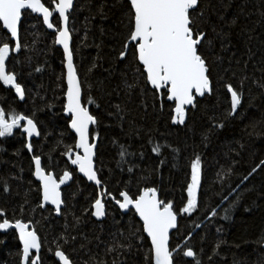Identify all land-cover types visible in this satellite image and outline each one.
<instances>
[{
    "label": "snow or ice",
    "instance_id": "1",
    "mask_svg": "<svg viewBox=\"0 0 264 264\" xmlns=\"http://www.w3.org/2000/svg\"><path fill=\"white\" fill-rule=\"evenodd\" d=\"M88 8L90 15L85 18V39L91 31L88 25L99 18L101 37L110 35L115 41L112 48L115 63L108 62V66L104 67L101 61L105 58L98 51L97 57L87 69V74L93 77L101 69L105 73L89 83V91L95 89L101 92L100 99L103 96L124 97L115 104L109 100L107 111L94 97H90L88 103L94 104L97 112L90 111L82 103L84 82L74 63L73 28L70 27V19L74 18L73 13L77 11L75 0H51L47 4L45 0H0V85L14 91L20 101H24L28 94L27 86L20 82L23 61L18 59L27 48L22 38L23 19L35 15L47 29L52 30L53 45H59L63 50L62 65L66 72L57 79L66 80V102L62 105V112L66 128L74 133V144L67 146L60 155L67 157V163L75 166L72 170L65 168L57 176L51 170L56 166L51 158L45 160L43 152L36 150L33 138L42 136V122L35 111L27 114L0 107V138L13 137L18 131L23 140L22 149L30 154L29 172L38 182L36 191L40 197L37 208L64 218L62 231L46 248L51 256V264H109L107 259L93 251L94 248L100 249L101 245H104V257L113 256L111 264H128L127 257L134 250L140 255V249L144 247L143 243L137 241L145 239L150 240V245L143 253V264H181V261L183 264H205V256L208 264H214L217 258L222 264H229L227 257L222 256L220 251L222 246H229L221 236L222 226L216 227L220 238L205 252L206 236H201V243L197 248L192 243L193 231L180 234L178 216L186 214L190 218L202 206L199 194L202 187L203 156L198 150L201 146L206 148L211 138L231 121H243L249 109H255L259 116L252 117L245 125L246 135L252 137L255 134L259 137L264 134L256 132L258 127L264 128V108L256 103L257 100H264V0H89ZM114 10L120 13L114 22L115 31L103 26V21L108 20ZM236 40L241 47H237ZM35 43L34 39L33 44ZM102 43L103 41L95 45L98 50ZM17 65L21 69L19 72L16 70ZM218 66L222 67V71L214 75ZM43 71L42 67L30 64L28 75ZM217 85L219 89L226 91L228 106L221 115L207 117V124L200 132V144L193 146L192 156L188 161L190 179L186 182V203L182 207L176 209L173 201L161 199V189L148 186L147 183L143 187L137 183L135 192L131 188L132 181H113L116 186L109 187V181L100 174V169L96 166L100 134L98 131L94 134V129L90 127L98 128L102 124L99 113L103 112L106 118L115 120L122 131L127 122L130 129L128 134L131 136L147 137L151 152L160 158L158 165L151 169L155 174L167 163L165 150L170 149L175 158L180 149L167 142H154L151 130L145 133L135 126L134 119L129 120L128 104L132 98L140 96L141 106L147 110L150 97L152 106L161 113L165 111L168 102L170 125L183 126L194 132L188 123L191 113L198 109L201 98L219 95ZM253 89L258 91L253 92ZM130 147L131 145H120L121 159L118 167L128 163L130 166L127 171L131 174L139 165L125 159L137 155L128 151ZM20 151L21 149H17L14 155H19ZM139 157L143 159V151L139 152ZM237 163L238 161L233 160L227 168L217 172V177H227ZM23 171V168L19 169V173ZM75 172L91 182L96 191L88 206L79 215L73 213L72 219L68 220L67 201L62 197L61 186L72 181ZM19 173L0 175V192L10 195V181L21 180ZM259 173H264V159H260L247 175L241 177L236 188ZM28 183L31 185L32 181ZM235 190L229 187L228 194H221L217 205L206 207L203 219L193 221L192 227H208L217 217L230 220L242 200L237 195L229 201V196ZM226 201H229L228 206L222 207ZM28 204L26 195L23 203L18 209H13L11 214L7 208L0 207V232L10 233L18 240L17 264H44L42 249L45 245L35 227L38 222L24 217ZM218 209L224 213L223 216H219ZM116 210L122 216L131 214L133 223L127 230L109 232V238L105 241L102 238L104 221ZM244 211L248 212L250 209L245 207ZM136 217L142 221L138 228L134 224ZM204 220L208 221V225L204 224ZM86 223L97 224L99 232H85L83 225ZM173 230L178 234L175 244L172 243ZM259 242L264 243V234ZM3 243L0 240V244ZM231 246L240 247L239 244ZM81 254L84 258H81ZM231 264L241 262L234 257Z\"/></svg>",
    "mask_w": 264,
    "mask_h": 264
},
{
    "label": "trees",
    "instance_id": "2",
    "mask_svg": "<svg viewBox=\"0 0 264 264\" xmlns=\"http://www.w3.org/2000/svg\"><path fill=\"white\" fill-rule=\"evenodd\" d=\"M45 2L47 4L51 0H45ZM88 4L89 0H75L77 11L73 13L74 18L70 19V27L73 28L74 63L77 66L81 80L84 82V105L89 107L90 111L97 112L95 105L88 103L89 98L94 97L99 100L104 110L107 111L109 100H111L112 104H115L121 102L124 97L103 96L100 99L102 96L101 92H97L95 89L89 91V83L94 82L96 78L105 75V73L101 69L93 77L87 74V69L97 57L98 51L105 58L101 61L104 67L108 66V62L114 64L115 53L112 48L115 41L110 35L101 37L99 32L101 21L99 18L88 25L91 31L85 39V18L90 15ZM94 11L95 8L93 7V14ZM119 15V11L114 10L110 14L109 19L103 21V26L115 31L114 22ZM253 19H256V17L253 16ZM22 38L27 48L22 55L18 56V59L23 61V73L20 82L27 86L28 94L24 101H20L14 91H9L5 86L0 85V107L5 108V110L15 109L27 114H31L33 111L36 112L37 118L42 122V136L34 137L33 143L38 152H43L45 160L51 158V162L56 165L51 170L58 176L62 174L63 169L72 170L74 168L70 163H67V157L60 155V152L64 151L67 146L74 144L72 139L74 133L66 128V119L62 112V105L65 103L66 82L65 80L57 79L62 73H65L62 65L63 51L57 45H53L52 32L47 30L35 15L23 19ZM34 39L36 40L35 44H33ZM102 41V47L98 50L95 45L101 44ZM235 43L237 47H241L238 40ZM30 64L32 66H40L44 71L42 73H33L29 76ZM16 70L19 72L21 70L20 66L17 65ZM220 71H222V67H216L214 75ZM114 84L115 81H113ZM217 88L219 89V85H217ZM256 91L258 90L253 89V92ZM256 103L261 108H264V100H257ZM148 104L149 106L145 110L141 106V97L138 95L134 96L128 104L130 109L129 120L134 119L135 126L141 128L145 133L151 130L154 142L160 144L167 142L173 147L179 148L180 153L174 158L170 149L165 150L164 155L167 158V163L160 167L157 173L153 174L151 169L158 165L160 158L151 152V145L147 143V137L131 136L128 134L130 129L127 122L122 131L115 120L106 118L104 113L101 112L99 114L103 121L102 124L98 128L96 126L92 127L94 134L95 131L100 134L96 166L100 169V174L109 181L110 188L116 186L113 181L120 180L125 182L132 181L131 188L133 192L137 190V183H139L140 187H143L145 183L148 186H157L161 189L160 198L166 202L169 200L173 201L175 208L179 209L186 203V182L190 179L188 161L191 159L193 146L200 144V132L207 124V117L214 114L221 115L228 106L227 94L225 90L219 89L218 96L199 100V107L191 113V118L188 122L190 128L195 130L194 132L185 129L183 126L170 125L168 121V102H166L163 113L152 106L150 97ZM46 105L51 107H46ZM258 116L259 113L255 109H249L243 121L238 119L231 121L224 129L218 131L211 138V142L206 148L201 146L198 149L203 156L202 187L199 194L202 206L190 218L186 214L178 216L180 234H184L186 231H193L194 239L192 243L197 248L200 246L201 236H206L205 252H208L217 239L220 238L216 233V227L222 226L223 232L221 236L228 242L229 246H222L220 251L222 256L227 257L229 264H231L234 257L241 264H264V243L259 242L261 235L264 234V173L254 175L240 185L239 188H236L241 177L247 175L251 167H254L260 159H264V134L259 137L254 134L249 137L245 133V125L249 123L252 117ZM248 131H251V129H248ZM256 132L264 133V128L258 127ZM45 134L47 135L46 139ZM22 143L23 140L18 131L15 132L13 137L0 138V175H15L19 173L20 168L24 169L22 173H19L22 177L21 180L10 181L12 186L10 195L0 192V207L7 208L11 214L13 209L19 208V205L23 203L27 195L29 204L26 206L24 217L25 219H32L38 222L35 227L45 245V248L42 249V255L45 258L44 264H51V256L46 252V248L50 246V242L53 241L54 237L62 231L64 218L56 217L54 212L50 214L46 210L37 208L40 199L36 191L38 182L30 175V154L26 149H22ZM122 144L131 145L128 151L137 153L135 156L125 157L126 160L139 165V167L134 168L131 174L127 171L130 166L128 163L118 167V162L121 159L119 156L120 145ZM17 149H21V151L19 155H14ZM140 151L144 152L143 159L139 157ZM233 160L238 161L233 172L227 177L218 178L217 172L227 168ZM121 167L123 171H121ZM28 181H32V184L29 185ZM229 187L236 189L229 196V201L235 199L237 195L242 197L241 205L233 213L232 218L223 220L217 217L212 225L202 229H194L192 222L201 221L204 209L217 205L220 202L221 194H228L227 190ZM62 191L63 198L67 201L66 212L68 213V220H71L73 213L79 215L88 206V202L95 195L96 190L92 183H88L78 172H75L73 180L69 181ZM229 201L224 202L222 207H227ZM245 207L249 208L250 211L245 212ZM218 211L219 216L224 215L219 209ZM113 216L115 220H113ZM203 222L208 225L207 220ZM132 223L131 214L122 216L121 212L116 210L104 221V236L102 238L107 241L109 232H114L117 229L127 230ZM134 224L138 228L142 225V222L136 217ZM83 230L91 234L93 231L99 232V226L95 223H86L83 225ZM143 235L146 237L145 234ZM177 235L174 230L173 244L177 242ZM0 240L4 241L3 244H0V264H17L18 240L14 239L10 233L6 234L3 232H0ZM137 243H143L144 247L140 249V255H137L134 250L127 257L128 264H143V253L147 251L150 240L145 239L142 242L137 241ZM233 244H239L240 247H232L231 245ZM103 247L104 245H101L100 249L94 248L93 251L98 252L101 257L107 259L109 264H111L113 256L104 257ZM81 258H84L83 254H81ZM181 264H183V261H181ZM205 264H208L206 256ZM214 264H222V261L217 258Z\"/></svg>",
    "mask_w": 264,
    "mask_h": 264
},
{
    "label": "water",
    "instance_id": "3",
    "mask_svg": "<svg viewBox=\"0 0 264 264\" xmlns=\"http://www.w3.org/2000/svg\"><path fill=\"white\" fill-rule=\"evenodd\" d=\"M46 27V26H45ZM47 30H49V29H47ZM50 32H52V30H49ZM72 42H73V40H72ZM59 48H61L62 49V47L61 46H59V45H57ZM63 51V50H62ZM65 72H66V69H65ZM65 82H66V80H65ZM65 102H66V97H65ZM82 103H83V93H82ZM90 127H93V126H90ZM97 143H98V141H97ZM72 167H75V166H72ZM79 175H81L82 177H83V175L82 174H80L79 173ZM84 178V177H83ZM85 180H86V178H84ZM87 181V180H86ZM88 183H91V182H89V181H87ZM68 183L69 182H67V184H65V185H62L61 186V191H62V189L65 187V186H67L68 185ZM160 196V195H159ZM62 197H63V191H62ZM51 207V206H50ZM138 218V217H137ZM139 219V218H138ZM178 219H179V217H178ZM142 222V221H141ZM173 232H174V230H173ZM146 235V234H145Z\"/></svg>",
    "mask_w": 264,
    "mask_h": 264
}]
</instances>
